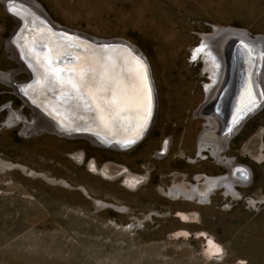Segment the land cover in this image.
Masks as SVG:
<instances>
[{
	"label": "rangeland",
	"instance_id": "374dc122",
	"mask_svg": "<svg viewBox=\"0 0 264 264\" xmlns=\"http://www.w3.org/2000/svg\"><path fill=\"white\" fill-rule=\"evenodd\" d=\"M30 2L61 28L124 40L142 52L157 108L145 136L125 148L52 129L24 131L34 109L17 84L28 83L32 71L14 57L9 41L19 20L0 0V71H15L16 79H0V264H264V103L223 152L249 168L237 195H225L223 187L206 202L168 194L175 185L199 182L205 189V176L229 173L210 150L199 154L208 125L196 110L211 70L196 51L206 35L216 44L215 32L228 27L264 36V0ZM262 72L264 81V64ZM10 108L26 120L8 125ZM92 159L108 172L149 173L148 180L130 188L123 177L93 171ZM179 211L199 218L183 221ZM183 229L188 233L175 236ZM198 231L212 235L223 252L208 255Z\"/></svg>",
	"mask_w": 264,
	"mask_h": 264
},
{
	"label": "bare ground",
	"instance_id": "6f19581e",
	"mask_svg": "<svg viewBox=\"0 0 264 264\" xmlns=\"http://www.w3.org/2000/svg\"><path fill=\"white\" fill-rule=\"evenodd\" d=\"M6 1V5L9 10L17 17L19 20V27L16 31L13 40L10 42V47L14 53V57L22 63L23 67H28L32 71V78L28 83L24 84H17L18 89L21 90V94L24 95V98L28 104L33 106L34 115L33 123H26L25 129H36L37 131L41 129L47 130H59L63 129L60 123H63L64 128H68L67 126H82L83 117L93 116L95 118V122H98L101 128L110 129L111 126H121L125 123L138 122L139 115L137 112L136 107V94L133 89V85L135 84V76L134 73L131 71L130 62L116 60L115 58H110L112 62H114V66L111 67V71L114 75L120 77L127 88L125 90V105L124 110L120 111L111 122L108 124H103L97 119L96 112L92 109H85L86 104L80 103L82 100L74 99L75 101H71L68 103L70 97L66 95L65 97H60L62 100H56L53 98V93L50 92L51 88L57 87L58 84L52 79L53 75L55 74L57 77L63 76L68 77L71 74L67 71V68L73 65L74 63H65L64 65L66 71H62V67L56 61V55L53 53V47L57 46L55 41L53 40V34L51 28L59 29L61 27L57 26L54 22H52L51 18L40 8L38 4L34 2L25 1V0H4ZM46 23L44 25L43 23ZM31 25H38L36 27L40 31L35 35L32 34ZM217 31V30H216ZM74 32V31H73ZM215 36H225L222 42L218 41L217 49L220 51L221 55L224 56V75L223 79L221 80V85L215 91V95L213 96L212 103L209 99H211V93L214 90V83L218 77L217 67L221 64L222 56H220L219 51L216 49V44L213 38L209 35L204 37L203 46L199 47L200 49L196 52L199 53V56H202V59L205 62V70H211V79L210 81L205 83V93H208V100L210 105L208 106L207 111L210 113V117H212L213 122L215 121L219 125L222 126L220 122V117L217 113L213 110L214 103L216 99H219V95L223 92V89L227 83V79L230 76V54L231 49L235 42L240 39L239 32L233 30V28L219 30V32ZM237 36L239 38H237ZM244 39L250 42L255 55L258 57V66H257V74H256V81L260 84V90L264 96V83H263V64H264V36L256 37L253 39H248L247 36L244 34ZM213 47V50H212ZM58 53V50H56ZM73 55H67L66 58L72 59ZM93 56H97L96 54H91L87 57L85 55L84 58H90ZM101 56V55H100ZM102 56H106V54L102 53ZM210 61V62H209ZM149 62V61H148ZM223 64V59H222ZM151 68V67H150ZM154 81V80H153ZM56 85H55V83ZM51 86L49 87V85ZM155 85V83H154ZM50 90V91H49ZM53 90V89H52ZM68 94V93H66ZM73 96V94L71 95ZM84 102V101H83ZM212 105H214L212 107ZM18 112V111H17ZM19 114V113H18ZM199 115V113L197 112ZM209 115V114H208ZM133 117V118H132ZM21 119L20 114L15 117V114L11 112V115L8 117L7 124H13L14 122ZM73 120V122H69ZM246 120L241 119L236 121L229 129L225 132H229L230 130H236L241 128V126L245 123ZM87 127L88 125H83ZM214 126V125H213ZM91 128V125L88 126ZM222 128V127H221ZM67 130V129H66ZM212 130V129H211ZM220 129H218L219 131ZM237 130V131H238ZM215 131V130H214ZM236 131V132H237ZM232 132V131H231ZM235 132V133H236ZM234 133V134H235ZM233 137V136H232ZM231 137V138H232ZM230 138V139H231ZM203 142L201 140L200 147L203 146ZM123 148V147H122ZM239 168H247L245 165H238ZM117 169L114 168L112 173ZM128 179L126 178V183L132 184L133 186L138 184V182H142V179L145 176H139L137 174H133L128 172L127 174ZM212 182H209L208 185H212ZM197 192V191H196ZM201 192H199V196H201ZM203 195V194H202ZM178 216L181 217L183 221H190L193 219L198 218L197 213H187L179 211ZM187 230H179L175 233V236L187 234ZM198 235L205 236L207 238V254L210 256H218L223 252L222 247L219 243L216 242L215 238L208 234L205 231H198Z\"/></svg>",
	"mask_w": 264,
	"mask_h": 264
},
{
	"label": "water",
	"instance_id": "95a60500",
	"mask_svg": "<svg viewBox=\"0 0 264 264\" xmlns=\"http://www.w3.org/2000/svg\"><path fill=\"white\" fill-rule=\"evenodd\" d=\"M25 1L28 2V0ZM43 24L46 25L45 22ZM31 27H33L32 34L36 35L40 31L36 28L38 25H31ZM51 31L54 36L53 40L57 45L53 47V53L56 55V61L60 65L59 67H62V71H66L64 67V65H66L65 63H79L85 55H87V57L91 54L102 56L103 53L106 54L108 58H115L116 60H122L125 62H130L131 57H135L142 62L144 69L146 70L147 89L150 93L149 114L143 130L139 131V134H137V125L139 121L133 124L132 122L125 123L121 126L112 125L110 129L103 130L99 123L95 122V118L93 116L90 117L87 115L83 117L82 126L69 125L66 130L63 123L58 122L63 129L52 130L58 134L66 136H86L100 145L117 148L131 146L141 140L151 127L157 108L156 86L154 85L151 68L145 55L124 40L97 39L95 37L79 32H73L64 28H51ZM236 31L239 32L240 39H238L234 46L230 48V76L227 79L223 92L219 95V99H216L215 106L213 108V110L220 117L222 131L229 129L236 121L241 119L247 120L248 117L256 112L264 103V96L260 90L258 82L256 81L259 56L255 55L250 42L244 39V34L248 39H253L255 37H250L244 31ZM239 37L237 36V38ZM56 50H58V53H56ZM129 53L131 56H129ZM67 55H73V60L66 58ZM69 74L72 75V73ZM50 86L51 84L49 87ZM50 92L53 93L54 99L59 100L58 102H60V100H62L66 95L70 97L67 104L71 101H75V95L73 94V96H71L72 94L69 93L68 89L59 85L51 88ZM61 96L62 99L60 98ZM80 103L85 104L83 101H80ZM86 108L89 109L91 107L86 106L85 109ZM69 122H73V120H70ZM83 125H91V128Z\"/></svg>",
	"mask_w": 264,
	"mask_h": 264
},
{
	"label": "snow or ice",
	"instance_id": "6c2138e0",
	"mask_svg": "<svg viewBox=\"0 0 264 264\" xmlns=\"http://www.w3.org/2000/svg\"><path fill=\"white\" fill-rule=\"evenodd\" d=\"M129 56L131 54L129 53ZM114 62L106 56L84 58L67 68L72 75L52 79L61 87L68 89L75 98L85 102L97 114V119L108 124L125 105L127 85L110 70ZM131 71L135 75L133 85L136 94V107L139 115L138 133L143 130L150 110V93L147 89V74L141 61L131 57ZM246 178V177H245Z\"/></svg>",
	"mask_w": 264,
	"mask_h": 264
},
{
	"label": "flooded vegetation",
	"instance_id": "af4514ba",
	"mask_svg": "<svg viewBox=\"0 0 264 264\" xmlns=\"http://www.w3.org/2000/svg\"><path fill=\"white\" fill-rule=\"evenodd\" d=\"M224 37L225 36H220V37L217 36V38H216V49L218 47L217 40L222 42L225 39ZM217 51H219V50L217 49ZM219 53H220V51H219ZM220 56H222L221 53H220ZM222 59H223V64H222ZM222 59H221V64H219L217 67V72H218L217 79L218 80H216L214 85H213L214 90L211 93V99H209L211 103L213 101V96L215 95V91L222 84L221 80L223 79V75H224L223 71L225 68L224 56H222ZM0 79L7 82V83H12L13 80L16 81L15 71H8V72L0 71ZM263 83H264V81H263ZM204 89H205V86H204ZM205 91H206V89H205ZM205 91H204V93H205ZM209 100H208V93H207L205 102H203L202 105L200 106V108L198 110H196V115L198 117H204L206 119V123L208 125L200 137L199 154L203 155V152L205 150H210L211 154L216 158V160L219 163L226 165L227 169H229V173L221 175V176H217V177L205 176L204 177V184L206 185L205 189H201V187L199 186V182L197 184L191 185L190 187H185L182 185H175V186L171 187L168 191V194L172 195L175 199L179 198L180 196H183L185 198H188V199H191L194 201L206 202L210 199L211 194L216 189H218L220 187L225 188V192H224L225 195L233 194L235 196V195H237V193H236L237 184L248 183L247 175L249 173V168H242V169L239 168L238 165H241L240 163L236 162L234 158L228 157L227 155L223 154L224 150H226L228 147L230 138L232 136H234V133L238 129L230 130L229 132L222 131V128H221L222 126L218 124L219 122L218 123H216L215 121L213 122V120H212L213 118L210 117V113L207 111L208 106L210 105ZM11 112H13V114H15V117H17L20 114L21 119L26 120V117L22 114V112L20 110H13L12 108H10V115H11ZM197 112L199 113V115L197 114ZM21 119H19L18 121H20ZM18 121L14 122L13 124L18 123ZM26 123H27V120L25 121V127H26ZM8 125H11V124H8ZM25 127H24V131L30 130V128L25 129ZM218 129H220V130L218 131ZM201 140L204 142H203V146L200 147ZM169 144L170 143L168 142L167 145H165L164 150H163L164 153H166L168 151ZM162 154H163V152H162ZM80 157H82V154ZM90 164H91L90 166L93 167V169H92L93 171L100 173L106 177H110L113 179H116L118 177H123L124 184L130 188H137L141 184L146 183L148 180V177H149V173L140 175L139 173L132 172L128 168L119 169L117 171L114 170V171H116L115 173L108 172L106 166L99 167L97 162L94 159H92ZM97 167H99V168H97ZM128 172L133 173V174H137L139 176L144 175L145 178L142 179V182H138V184L133 186L132 184L126 183V178L128 179V176H127ZM212 181H213L212 185H208V183L212 182ZM199 192H201L203 195L201 194V196H199L198 195ZM191 213H193V212H191ZM198 218H199V216H198ZM190 221H192V220H190ZM190 221H187V222H190Z\"/></svg>",
	"mask_w": 264,
	"mask_h": 264
}]
</instances>
